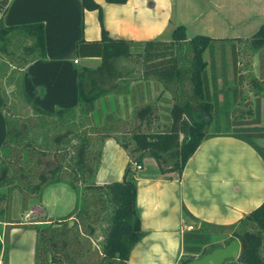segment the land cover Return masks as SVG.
I'll list each match as a JSON object with an SVG mask.
<instances>
[{"label":"trees","instance_id":"16d2710c","mask_svg":"<svg viewBox=\"0 0 264 264\" xmlns=\"http://www.w3.org/2000/svg\"><path fill=\"white\" fill-rule=\"evenodd\" d=\"M80 1L82 9L98 10L101 18L102 9L95 0ZM106 1L124 4L127 0ZM8 3L9 0H0V13H4ZM75 46L77 53H85L87 48V53L100 56L101 63L95 71L109 78L119 75L115 59L131 56L133 49H137V57L141 58L143 69L141 82L144 81L146 86L143 88V85H138L133 87V90L130 88L129 99L136 105V93H140L141 99L147 96L149 82L146 79L154 78L155 85L161 83L162 90L172 93L171 98H174V102L167 109L170 117L153 132L140 130L139 123L138 129L134 128L131 132L130 146L115 136L132 160L126 166L121 180L104 184L95 183L93 178L101 159V145L106 138L112 136L109 130L92 128L101 136L100 145L92 154L89 147L95 139L89 137L86 132L78 134L74 132V129H68L60 135L56 133L53 143L41 144V139L47 141L46 132L42 131L44 127L47 129L49 127L48 131L55 130L56 126L67 124L69 122L67 116H72L77 111L83 113L85 118L91 119L96 109V97L87 93L85 81L89 80L90 74L94 71L86 67H80L78 70L77 106L58 108L53 112L41 109L26 95L23 88V76L26 65L47 55L44 23L7 26L0 19V55L9 56L13 68L22 71L23 74L18 85L13 84V80L16 81L13 74L8 75L7 80L4 81L5 85L10 86L14 98L21 96L23 98L21 100L30 103L31 113L29 114L39 117L36 124L29 126L28 123H23L22 126L15 127L17 129L13 131L11 119L6 113V98L4 91H1L0 81V111L6 121L2 149H6L4 154L9 157L6 164L3 162L0 166V168L3 166L0 170V223L14 225L18 222L12 217L11 211L12 192L17 190L24 195L23 209L29 200L35 199L44 210L39 215L45 219L24 224V227L34 229L36 233L34 264H78L84 248L81 234L93 236L97 231V224L101 222H103L101 227L104 235L100 241L98 260L94 264H127L131 249L144 235L140 226L138 208H136V180L131 169L133 162L139 163L146 156H151L160 163V170L181 172L200 142L204 138L218 135H231L249 143L264 159V147L257 142L258 139H264V126L260 125L262 120L260 108L263 98L257 94L259 92H256L252 109L248 98L243 96L242 86L246 83V78L241 67L243 56L247 57L245 68H252L251 59L256 58L259 76L254 77V85L258 89L263 86L264 94V25H261L250 37L233 36V38H213L203 34L187 38L185 27L179 25L173 29L169 40L144 41L112 38L102 27L101 39L88 42L79 40ZM217 48L220 66L215 60ZM227 49L232 61L230 78L227 63L224 60ZM205 52H208V59L204 57ZM3 76L7 74L3 72L0 78ZM219 79H222L223 86L216 90ZM229 80H232V86ZM224 85L228 87L224 89ZM138 87L141 89L138 90ZM219 95L223 98L220 99ZM160 97L161 94L157 98ZM167 101L170 100L167 99ZM241 101H245L248 109L238 115L234 113L231 106L238 105ZM191 105L209 117L193 123L189 127V138L177 148L185 113ZM12 108H9L11 114ZM153 109L150 104L144 103L135 112L138 117L145 119ZM209 125L213 126L211 132L207 131ZM40 146L41 148H38ZM174 148L176 163L170 165V169L164 168L162 155ZM37 150L41 151V156L51 155L55 165L52 166V163L48 161L44 170L29 169ZM92 160L95 163L91 165ZM34 174L35 182L32 183L30 180ZM57 182L68 184L73 191H76L77 199L71 212L55 218L49 216L44 209L42 191L45 187ZM78 184H82L81 190ZM185 213L193 217L187 209ZM238 222L250 224L248 228L234 231L233 237L227 240L228 243L234 238L240 241L239 256L236 259H228L222 264H264L261 252L264 245V200L260 206ZM231 226L233 225H216L202 221L200 226L185 230L183 233L185 253L180 257L178 264H187L196 256H202L214 249L216 246L206 247L209 240ZM9 229V227L6 229L3 240H0V253L4 258V264L11 248L7 240Z\"/></svg>","mask_w":264,"mask_h":264},{"label":"crops","instance_id":"0c3cea01","mask_svg":"<svg viewBox=\"0 0 264 264\" xmlns=\"http://www.w3.org/2000/svg\"><path fill=\"white\" fill-rule=\"evenodd\" d=\"M95 1L102 9L101 18L98 10L82 9L80 0H9L4 13H0L7 26L44 23L47 55L26 65L23 88L32 102L45 111L78 105V70L86 67L98 73L95 70L101 57L87 53V48L85 53H77L75 45L79 40L101 39L102 27L112 38L133 41L169 40L179 25L185 27L187 38L197 34L215 38L221 37L211 32L215 21L233 23L244 6L241 11H246V19L255 31L264 25V0H127L124 4ZM254 60L258 69V61ZM260 112V125L264 126L263 101ZM5 133L6 121L0 111V149ZM100 154L94 182L121 180L132 157L115 135L103 141ZM139 164L140 169L133 163L131 169L144 235L131 249L127 264H178L185 253L183 233L188 225L200 226L202 221L238 224L264 200V159L249 143L231 135L204 138L181 172L160 170V163L151 156ZM42 192V204L51 217L66 215L75 206L76 193L64 182L49 185ZM24 224H16L8 231L11 248L6 264H34L36 233ZM21 228L33 230L31 249L18 247ZM0 258L4 264L2 254Z\"/></svg>","mask_w":264,"mask_h":264},{"label":"rangeland","instance_id":"374dc122","mask_svg":"<svg viewBox=\"0 0 264 264\" xmlns=\"http://www.w3.org/2000/svg\"><path fill=\"white\" fill-rule=\"evenodd\" d=\"M244 2V0H243ZM239 6L241 7V4L239 3ZM242 9H245V6L240 8L239 18H233V23H231L230 20H224L225 24L220 23L218 21H215V25L212 26L211 32L214 33L213 36H221V37H229L233 38V36H241V37H250L254 32L255 28L252 26L253 24H250L249 21L246 19V11ZM244 45V44H242ZM138 51H141V49H138ZM136 53V54H135ZM135 54V55H134ZM204 57L208 59V52H205ZM141 58L137 57V49H133V53L131 56L128 57H118L115 59L116 63V70L118 71L119 75H115L113 78H109L100 72L91 73L89 80H86L85 82V88L88 91L87 93L90 95L92 94L94 97H96V109L92 113V117L85 118L83 113L77 111L75 114L68 115L67 119L69 122L65 125L56 126L55 130H49L46 127L43 128V132H46V139H41V144H44L46 142L53 143L54 136L56 133L60 135V133L67 131L68 129H74V132H77L78 134H82V132H86L89 137H92V139H95V142L90 145L89 149L92 153L94 151H97L100 143V135L96 134L94 127H99L104 130H109V132L112 135L117 136L120 140L127 143V146H130V137L131 132L134 130V128L138 129L137 125L140 123V130L143 131H156L161 125L169 119V111L167 110L170 108V105L174 102V98L172 97V93L168 92L167 90H162L163 84L161 83H154V78H147V82H149V85L147 86L149 89V94L145 96L143 99L140 98L139 94H135L136 99V105L131 102V99H129V89L131 88L133 90V87H137L138 85L144 86V81L141 82L143 69L141 64ZM215 60L217 61V65H221V61L219 59V50L217 48L216 54H215ZM224 60H226L227 63V70L229 71V74L231 73V63L230 60V52L227 49L224 55ZM243 62L241 67L243 68L245 84L243 87V96L247 97L248 100L251 103V107L253 109L254 106V99H255V93L259 92L257 94H260L263 98L264 102V94L262 93V87L258 89L254 85V77L258 76V69L256 68L254 57H252L253 66L252 68H245L247 57L246 55L242 58ZM11 58L7 55H0V67H1V74L5 72L7 76H3V78H0L1 81V91H4V95L6 98V103L3 100V103L6 105V113L11 119V128L13 131H15L18 127L22 126L23 123H28L29 126H32L37 123V119L39 117L31 115V105L29 102L21 100L23 99L20 97H13V94L11 93L12 89L7 84L5 85V82L7 80L8 75L13 74V76L16 78V81L13 84L18 85L19 80L22 79V71H18L17 69H14L11 64ZM187 64H185L186 66ZM252 69V70H251ZM16 71V72H15ZM9 73V74H8ZM231 77V74L228 76ZM230 86H232V80H229ZM175 84L173 87L175 88ZM222 79H219L218 86L216 90L220 89L222 87ZM15 87V86H14ZM228 87V85H224V89ZM141 87H138V90H140ZM162 90V92H161ZM16 91V89H15ZM8 92V93H7ZM161 92V93H160ZM161 94V97L158 99V95ZM230 94V93H229ZM125 97H127L125 99ZM220 99H222V95H219ZM169 99L170 101H167ZM246 101V100H245ZM245 101H241L238 105L231 106L232 109H234V113L241 115V113H244L248 108L245 106ZM148 103L150 104L154 109L152 113H150L148 116L145 117V119H141L136 114V109L140 108L142 104ZM141 105V106H140ZM13 107L11 110L13 111L11 114V111L9 108ZM27 113V114H25ZM208 115L201 112L197 107L191 105L188 107V110L185 113V118L183 120L181 131H180V141L177 145V148L180 144L185 140L189 138V127L195 123L199 122V119H208ZM15 127H17L15 129ZM53 129V127H52ZM40 131V130H37ZM207 131H213V126L209 125L207 128ZM5 139V138H4ZM262 147H264V139H258L257 141ZM1 146L0 149V166L3 162H7L8 156H6L4 153L6 152V149ZM38 148H41L38 147ZM43 149V148H42ZM41 149V150H42ZM175 148L168 152L167 154L162 155V164L163 166L166 165H174L176 163V155L174 152ZM38 151V150H37ZM35 158L33 163L31 164V170L33 171H40L45 169V164L50 161L52 163V166L55 165V161L51 155L46 154L45 156H41V151L35 152ZM92 157V155H90ZM96 160V158H94ZM94 160H92L91 165L94 164ZM3 167V166H2ZM1 167V168H2ZM0 168V170H1ZM28 168V167H27ZM32 183L35 182V174L31 177L30 180ZM79 189L81 190L82 184H78ZM13 198H12V205H11V211H12V217L17 220L18 222L8 225V224H2L0 223V240H3L4 233L6 229L9 227L10 229L13 227L15 228L17 225H21V223L26 224H32L34 220L42 219L39 214H42L44 210L41 209L40 204L37 200H29L25 206V209H23L22 203L24 202V195L22 192H19L17 190H14L13 192ZM76 193V191H75ZM91 195H89L90 197ZM3 204V202H2ZM14 209V211H13ZM105 215V213H104ZM45 219V218H43ZM32 221V222H31ZM101 222V221H100ZM102 223V224H101ZM97 224V231L93 236H89L87 234H81L84 248L82 250V256L79 257L78 264H94L95 261L98 260L99 255V249L101 247L100 241L102 239L103 230L101 225L103 226V222ZM17 224V225H16ZM250 224H247L245 222H238V224L233 225L231 227H228L224 229V231L220 232L218 235L213 236L210 240L207 248H211L212 246L221 247L228 244V239L233 237L234 231H239L245 228H248ZM190 226V225H188ZM187 226V227H188ZM6 228V229H5ZM21 244L18 247H22L23 250L31 249L30 244L32 240L31 231L32 229L28 228H21ZM186 230H190L189 228H186ZM232 240V239H231ZM33 246V244H32ZM215 247V248H216ZM90 251V252H89ZM262 255L264 257V245L262 246ZM2 254V253H0Z\"/></svg>","mask_w":264,"mask_h":264},{"label":"water","instance_id":"95a60500","mask_svg":"<svg viewBox=\"0 0 264 264\" xmlns=\"http://www.w3.org/2000/svg\"><path fill=\"white\" fill-rule=\"evenodd\" d=\"M241 244L237 239H232L227 245L216 247L190 260L187 264H222L228 259H236L240 253Z\"/></svg>","mask_w":264,"mask_h":264},{"label":"built area","instance_id":"2783aa9c","mask_svg":"<svg viewBox=\"0 0 264 264\" xmlns=\"http://www.w3.org/2000/svg\"><path fill=\"white\" fill-rule=\"evenodd\" d=\"M74 61L77 62V60H74ZM133 165H134V167L136 169H140L141 168V165L139 163L133 162ZM188 228L189 229H192V228H194V226L193 225H190V226H188ZM0 264H2L1 258H0Z\"/></svg>","mask_w":264,"mask_h":264}]
</instances>
